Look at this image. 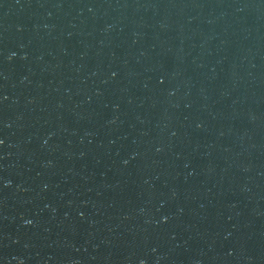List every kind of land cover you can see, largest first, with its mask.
I'll use <instances>...</instances> for the list:
<instances>
[{"label": "water", "instance_id": "1", "mask_svg": "<svg viewBox=\"0 0 264 264\" xmlns=\"http://www.w3.org/2000/svg\"><path fill=\"white\" fill-rule=\"evenodd\" d=\"M0 264H264V0H0Z\"/></svg>", "mask_w": 264, "mask_h": 264}]
</instances>
